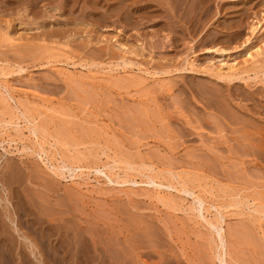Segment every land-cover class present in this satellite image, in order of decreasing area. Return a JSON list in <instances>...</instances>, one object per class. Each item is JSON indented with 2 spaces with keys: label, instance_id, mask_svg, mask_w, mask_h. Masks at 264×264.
Listing matches in <instances>:
<instances>
[{
  "label": "rangeland",
  "instance_id": "374dc122",
  "mask_svg": "<svg viewBox=\"0 0 264 264\" xmlns=\"http://www.w3.org/2000/svg\"><path fill=\"white\" fill-rule=\"evenodd\" d=\"M263 1L0 0L4 29L5 20L10 28L82 21L96 31L90 43L83 33L67 37V46L26 39L0 44V248L7 254L0 264H264V57L230 81L189 68L191 59L206 69L245 58L251 26L264 24ZM119 30L144 49L128 58L172 72L151 77L121 70L114 38L95 41ZM182 65L187 69H175ZM133 72L146 77L144 87L109 81ZM28 123L41 131L38 141ZM75 163L91 169L89 177L74 180L81 174ZM148 174L165 183L170 201L156 199ZM176 181L188 191L173 187ZM204 215L221 221L209 225Z\"/></svg>",
  "mask_w": 264,
  "mask_h": 264
},
{
  "label": "bare ground",
  "instance_id": "6f19581e",
  "mask_svg": "<svg viewBox=\"0 0 264 264\" xmlns=\"http://www.w3.org/2000/svg\"><path fill=\"white\" fill-rule=\"evenodd\" d=\"M126 1V0H125ZM122 2H124V1H122ZM258 2V1H257ZM264 2V1H263ZM131 3V2H130ZM124 5V4H123ZM204 5H205V3H204ZM204 5H203V7H204ZM264 5V4H263ZM13 6V5H12ZM116 6V5H115ZM148 8H145V10H143V11H146ZM50 10V9H49ZM203 10V9H202ZM54 11V10H53ZM52 12V11H51ZM147 12V11H146ZM149 12V11H148ZM203 12V11H202ZM18 13V12H17ZM201 14V13H200ZM18 15V14H17ZM49 16H51V14L49 15ZM127 16V15H126ZM202 16H204V15H202ZM205 17V16H204ZM51 18V17H50ZM125 18H127V17H125ZM128 19V21H129V18H127ZM11 20V19H10ZM3 21V20H2ZM202 21V20H201ZM7 25H8V27L6 28V29H4V28H2V26H1V24H0V44H1V42H12V41H16V40H22L23 41V39H26V40H28V41H34V40H41V41H49V42H52V43H57V44H65V46H67L68 45V43L70 42L68 39H67V37H69V36H73L74 37V35L76 36V35H81L82 36V34L83 33H85L86 34V36L88 37V43H90V42H92V40L90 39V37H91V34H92V32L93 31H95V30H93L90 26H88V27H83L82 25H85L82 21L80 22L81 24H78V22L77 23H75L74 24V26H72L71 24H73V23H71L70 25L71 26H69V25H67L68 24V22H66V25H63L62 23H58V22H56V23H51V22H36V23H34V25L33 26H27V27H25L24 25L22 26L21 25V23L19 24V23H17V24H14V26L13 27H11L10 28V24H9V20H5L4 21ZM19 22V21H18ZM21 22V21H20ZM13 23V22H12ZM33 23V22H32ZM5 24V26H7ZM20 25L21 27V29H20V31H21V33L17 36V33L19 32V30L17 31L16 29H15V25ZM51 24H52V27H51ZM56 24H58L59 26H57ZM77 24L79 25V26H77ZM32 25V24H31ZM55 25V26H54ZM81 25V26H80ZM4 26V27H5ZM77 26V27H76ZM87 26V25H86ZM250 27V26H249ZM34 31V32H33ZM36 31H39V32H36ZM122 31V30H121ZM120 30L119 31H117V32H114V34L113 35H111L110 37H108V36H103L102 34H101V36L103 37V38H101L100 37V35L95 39V41L97 42V43H101V42H105V43H109V42H111L112 41V39L114 38V42L115 43H113L112 45H113V47L116 49H119V51H120V53L121 54H119L120 55V58L122 59L121 61H122V63L121 64H119V62L116 64V66H118L121 70H123L124 72H126L127 70H132V71H134V69H137L138 71H140L139 73H144L145 75H148V76H151V77H153V76H155V75H157L158 73H166V74H170V72H172V69H169V68H165V67H161L160 66V68L158 69V71L156 70V71H150L148 68H144V67H142L141 65L142 64H140V63H135L134 61H132L133 59H131V58H128L127 57V54L130 56H134V57H140V56H142L143 55V51L142 50H144V49H142V46H141V44L142 43H140V44H136V43H133V42H131L130 40L129 41H127V40H123V36H121L120 35V32H121ZM31 32H33L31 35L29 34V33H31ZM36 32V33H35ZM96 32V31H95ZM251 32H252V36L250 37V38H248V39H246L245 40V42H244V44H243V49H242V53L244 54L243 56H245V58H243V59H237V58H231V57H229V58H227L226 60H222V61H220L218 64H215V63H212L211 64V66L209 67V68H206V69H199V68H197L196 66H195V64L193 63V60L191 59L190 61H189V63H190V65H189V68L191 69V70H194V71H199L200 73L201 72H203V73H206V74H209L210 76H213L215 79H217V80H224V81H230L231 80V78H233V77H238V76H240L241 74H244V73H248L249 72V66L250 65H253V64H256V63H259L261 60H262V58L264 57V24H262L261 23V21H258L256 24H254L253 23V25L251 26ZM84 34V35H85ZM57 36H59L60 37V39H64L65 41H64V43H62L61 41H60V39L59 38H57ZM80 36V37H81ZM72 37V38H73ZM63 41V40H62ZM86 41V40H85ZM135 41H137V40H135ZM76 42V41H75ZM40 43V42H39ZM46 43V42H45ZM81 43V42H80ZM85 43V42H84ZM87 43V42H86ZM5 44V43H4ZM7 44V43H6ZM9 44V43H8ZM49 44V43H48ZM102 44V43H101ZM28 45V44H27ZM17 46V45H16ZM22 46V45H21ZM25 46V45H24ZM28 46H30V45H28ZM27 46V47H28ZM85 46H86V44H85ZM30 47H32V45L30 46ZM58 47V46H57ZM69 47V46H68ZM67 47V48H68ZM101 47V46H100ZM237 47V46H236ZM24 48H26V47H24ZM32 48H36V49H39V50H45V49H47L48 47L47 46H45L44 44L43 45H34ZM72 49V48H71ZM70 49V50H71ZM101 49V48H100ZM29 50V49H28ZM48 50V49H47ZM60 50V49H59ZM66 50V49H65ZM76 50V49H75ZM103 50V49H102ZM105 50V49H104ZM217 50V49H216ZM220 50V49H219ZM22 51V49H16L15 48V51H14V54L16 55V56H21L23 53L21 52ZM31 51V50H30ZM37 51V50H36ZM46 51V50H45ZM74 51V50H73ZM95 51V50H94ZM112 51H113V49H112ZM224 50H222L220 53H222ZM25 52V51H24ZM34 52V51H33ZM40 52V51H39ZM38 52V53H39ZM49 52V51H48ZM0 53H1V51H0ZM6 53V52H5ZM51 53V52H50ZM103 53H105V51L103 52L102 51V54ZM118 53V52H117ZM34 54V53H33ZM33 54H31V55H33ZM60 54V53H59ZM62 54V53H61ZM35 55V54H34ZM104 55V54H103ZM102 55V56H103ZM111 55V54H110ZM109 55V56H110ZM114 55V54H113ZM118 55V54H117ZM237 55V54H236ZM13 56V55H12ZM55 56V55H54ZM130 56V57H131ZM2 57V56H1ZM10 57V56H9ZM59 57V56H58ZM94 57V56H93ZM118 57V56H117ZM164 57V56H163ZM5 58V57H4ZM15 57H11V59H14ZM31 58V57H30ZM54 58V57H53ZM98 58V57H97ZM110 58V57H109ZM0 59H2V58H0ZM8 59V58H7ZM6 59V60H7ZM16 59V58H15ZM26 59V58H25ZM100 59V58H99ZM136 59V58H135ZM170 59V58H169ZM4 60V59H3ZM2 60V61H3ZM15 61V60H14ZM16 61H17V59H16ZM120 61V62H121ZM87 62V61H86ZM90 62V61H89ZM12 63H14V62H12ZM85 63V62H84ZM93 64L95 63V62H92ZM91 62H90V64H92ZM188 63V64H189ZM3 64V63H2ZM92 64V65H93ZM111 64V63H110ZM162 64V63H161ZM5 65V64H4ZM74 65V64H73ZM113 64H111V66H112ZM135 65H137L136 67H133V66H135ZM264 65V64H263ZM81 66V65H80ZM115 66V65H114ZM114 66H112V67H114ZM3 67V66H2ZM19 67V66H18ZM109 67V66H108ZM112 67H110L109 68V70H108V74L110 75V71L111 70H113V68ZM253 67V66H252ZM100 68V67H99ZM9 69V68H8ZM19 69H20V67H19ZM22 69V68H21ZM97 69V68H96ZM101 69V68H100ZM160 69H162V70H160ZM176 70H179V69H187L186 67H183V65H182V68H175ZM119 70V69H118ZM104 71H106L105 69H104ZM4 72V71H3ZM16 72V71H15ZM102 72V71H101ZM107 72V71H106ZM110 72V73H109ZM118 72V71H117ZM123 72V73H124ZM129 72V71H128ZM261 72V71H260ZM9 73V72H8ZM7 73V74H8ZM105 73V72H104ZM138 73V72H137ZM6 74V73H5ZM101 74V73H100ZM107 74V75H108ZM129 74V76L128 77H123V78H119L120 80H118V81H111V79H114V78H109L110 80V82H111V84H113V85H121L120 83H122V85L124 84V85H126L127 87L128 86H140V87H144L145 86V79H146V77H143L142 75H137V74H135V72H133V73H128ZM2 75V74H1ZM62 75V74H61ZM74 76V75H73ZM103 76V75H102ZM114 76V75H113ZM159 77V76H158ZM56 78V77H55ZM117 78V77H116ZM72 79V78H71ZM107 79V78H106ZM56 80V79H55ZM122 80V81H121ZM158 80V79H157ZM167 80H169V79H167ZM258 81V80H257ZM77 82V81H76ZM159 82V81H158ZM208 83V82H207ZM72 84V83H71ZM78 84V83H77ZM211 84V83H210ZM215 84V83H214ZM74 85V84H73ZM80 85V84H79ZM165 85V84H164ZM84 86V85H83ZM147 86H149V85H147ZM155 86V85H154ZM160 86V85H159ZM163 86V85H162ZM203 86V85H202ZM151 87V86H150ZM205 87V86H204ZM162 88V87H161ZM221 88V87H220ZM78 89V88H77ZM151 89V88H150ZM155 89V88H154ZM214 89V88H213ZM76 90V89H75ZM80 90V89H79ZM216 90V89H215ZM218 90V89H217ZM212 91V90H211ZM221 91H222V89H221ZM76 92V91H75ZM204 92V91H203ZM213 92V91H212ZM212 92H210V93H212ZM144 93V92H143ZM219 93V92H218ZM223 93V92H222ZM221 93V94H222ZM1 94V93H0ZM89 94V93H88ZM4 95V94H3ZM213 95V94H212ZM218 94H216V98H221V96H220V94H219V96H217ZM6 96V95H5ZM86 96V95H85ZM91 96H93V95H91ZM150 96V95H149ZM152 96H154V95H152ZM11 97V96H10ZM88 97V96H87ZM223 97H224V99L225 100H228V97H227V95L225 94V95H223ZM212 98H215V95H213V97ZM223 99V98H222ZM1 100H2V98H1ZM82 100V99H81ZM208 100H209V98H208ZM212 100V99H211ZM211 100H209V102L211 101ZM219 101H221L220 99H218ZM3 101V100H2ZM6 100L4 99V102H5ZM218 101V102H219ZM224 101V100H223ZM209 102H208V105H209ZM213 102V101H212ZM214 102H217L216 101V99H215V101ZM225 102V101H224ZM223 102V103H224ZM227 102V101H226ZM3 103V102H2ZM1 103V104H2ZM223 103H221V104H223ZM5 104V103H4ZM210 104H211V102H210ZM216 104V103H215ZM218 104H220V103H218ZM21 105V104H20ZM7 106V105H6ZM12 106V105H11ZM211 106V105H210ZM8 108H9V106H8ZM14 108V107H13ZM188 108V107H187ZM208 108V107H207ZM218 108V107H217ZM2 109V108H1ZM10 109V108H9ZM8 109V110H9ZM12 110V109H11ZM191 111V110H190ZM7 112V111H6ZM15 112V111H14ZM16 112H17V110H16ZM23 113V112H22ZM198 114V113H197ZM235 114V113H234ZM13 115V114H12ZM24 116V115H23ZM207 116V115H206ZM8 117V116H7ZM13 118V117H12ZM22 118V117H21ZM11 120V119H10ZM14 120H15V118H14ZM25 120V119H24ZM16 121V120H15ZM29 121V120H28ZM236 121V120H235ZM1 122V121H0ZM23 122V121H22ZM34 122V121H33ZM62 122V121H61ZM8 123V122H7ZM12 123V122H11ZM10 123V124H11ZM14 123V122H13ZM15 123H17V122H15ZM36 123V122H35ZM135 123V122H134ZM6 124V123H5ZM247 124V123H246ZM248 124H249V122H248ZM72 126H74V125H72ZM246 126V125H245ZM244 126V127H245ZM1 127V126H0ZM10 127V126H9ZM20 127H21V125H20ZM24 127H26L28 130H30V132L33 134L32 136H35L36 138H37V141L40 139V137H39V135H40V132H39V129H38V127H37V125L36 124H29L28 123V125H25ZM69 127V126H68ZM254 127H256V126H254ZM2 128V127H1ZM13 128V127H12ZM15 128V127H14ZM23 128V127H22ZM251 129V128H250ZM260 129V128H259ZM65 130V129H64ZM262 130H263V128H262ZM7 131V130H6ZM43 131V130H42ZM92 131V130H91ZM264 131V130H263ZM1 132V131H0ZM247 132V131H246ZM19 133H21V132H19ZM43 133V132H42ZM45 133V132H44ZM260 133H262V131L260 132ZM259 133V134H260ZM264 133V132H263ZM3 134V133H2ZM30 134V133H29ZM87 134H91V133H87ZM14 135V134H13ZM24 135V134H23ZM43 135V134H42ZM257 135H258V133H257ZM63 136V135H62ZM261 136H263V135H261ZM15 137V136H14ZM19 137V136H18ZM28 137H29V135H28ZM34 137V138H35ZM66 137V136H65ZM259 137V136H258ZM11 138V137H10ZM21 138V137H20ZM260 138V137H259ZM42 139V138H41ZM255 139V138H254ZM9 140V139H8ZM14 140V139H13ZM35 140V139H34ZM43 140H44V138H43ZM247 140V139H246ZM17 141V140H16ZM44 141H46V140H44ZM256 141V140H255ZM259 141V140H258ZM262 141L264 142V139H262ZM43 142V141H42ZM60 142H61V140H60ZM251 142H253L254 143V141H251ZM261 142V141H260ZM259 142V143H260ZM41 143V142H40ZM258 143V144H259ZM43 144H44V142H43ZM54 144V143H53ZM56 144V143H55ZM65 144V143H64ZM69 144V143H68ZM255 144V143H254ZM40 145V144H39ZM249 145V144H248ZM251 145V144H250ZM44 146V145H43ZM46 146V145H45ZM65 146V145H64ZM258 146V145H257ZM259 146H260V144H259ZM38 147V146H37ZM37 147H35L34 146V148L35 149H37ZM41 147V146H40ZM55 148V147H54ZM252 148H253V146H252ZM256 150V149H255ZM264 150V149H263ZM34 151V150H33ZM37 151V150H36ZM35 151V152H36ZM39 151V150H38ZM43 152V151H42ZM67 152V151H66ZM72 152V151H71ZM74 152V151H73ZM256 152H258V151H256ZM76 153V152H75ZM261 153V152H260ZM69 155V154H68ZM262 155V154H261ZM82 156V155H81ZM117 156V155H116ZM263 156V155H262ZM72 158V157H71ZM76 158V157H75ZM83 158V157H82ZM111 158V157H110ZM66 159V158H65ZM68 159V158H67ZM66 159V160H67ZM114 159H116V158H114ZM122 160V159H121ZM72 161V160H71ZM71 161H69V162H71ZM75 161V160H74ZM74 161L72 162V164L74 163ZM119 161V160H118ZM123 161V160H122ZM68 162V161H67ZM77 163V162H76ZM76 163H75V165H76ZM114 163H117V162H114ZM113 163V164H114ZM68 164V163H67ZM78 164V163H77ZM80 164V163H79ZM106 164V163H105ZM110 164H112V163H110ZM119 164H121V162H119ZM141 164V163H140ZM69 165V164H68ZM104 165V164H103ZM115 165V164H114ZM142 165V164H141ZM57 166V165H56ZM55 166V167H56ZM71 166V165H70ZM77 166V165H76ZM79 167H80V173L81 174H77V175H75V176H73L74 178V180H75V178H79V177H81V175H89V172H90V170H87L86 172H85V169H83V168H81V165H78ZM77 166V167H78ZM84 166V165H83ZM130 166V165H129ZM59 168H60V166H58ZM76 167V168H77ZM93 167V166H92ZM95 167V166H94ZM97 167V166H96ZM104 167V166H103ZM115 167V166H114ZM125 167V166H124ZM152 167V166H151ZM53 168V167H52ZM71 168H74V167H71ZM84 168H85V166H84ZM86 168H88L89 169V167L87 166ZM129 168V167H128ZM57 169V168H56ZM110 169V168H109ZM109 169H108V174H107V172H106V174H107V176H108V178H109V181L111 180H113V172H111V170L109 171ZM120 169V168H119ZM122 169H123V167H122ZM127 169V168H126ZM126 169H124V170H126ZM138 169L139 168H137V167H132V170H135L136 171V173L138 172ZM153 169V168H152ZM107 170V169H106ZM118 169H116V171H117ZM128 170V169H127ZM146 170V169H145ZM119 171V170H118ZM140 171H143V170H141L140 169ZM156 171V170H155ZM169 171V170H168ZM53 172V171H52ZM55 172V174H58L59 175V173L57 172V170L56 171H54ZM165 172H167V171H165ZM128 173V172H127ZM144 173V172H143ZM145 173H147V172H145ZM172 173V172H171ZM177 173V172H176ZM121 174V173H120ZM160 174V173H159ZM173 174V173H172ZM129 176H132V175H130V174H128ZM134 175V174H133ZM173 175H175V174H173ZM87 176H85L86 178H87ZM122 176V175H121ZM128 176V177H129ZM134 176H136V175H134ZM143 176H144V174H143ZM146 176V175H145ZM164 176V175H163ZM169 176V175H168ZM177 176V175H176ZM175 176V177H176ZM84 177V178H85ZM89 177V176H88ZM148 180L147 181H145V182H151V183H155V185H156V188H155V197H156V199L157 200H159V201H170V199L168 198V196H167V199L165 198V193H164V191H162V189H161V185L163 184H165L163 181H161V179H159L158 177H157V175L156 174H148ZM96 178V177H95ZM181 178V177H180ZM185 178V177H184ZM118 179V178H117ZM133 179V178H132ZM141 179V178H140ZM167 179V178H166ZM165 179V180H166ZM169 179V178H168ZM130 180V179H129ZM134 180V182L136 183L137 181L135 180V179H133ZM170 180V179H169ZM177 180V179H176ZM98 182H99V180H97ZM188 181V180H187ZM9 182V181H8ZM72 182H73V180H72ZM88 182V181H87ZM114 182V181H113ZM125 182H127V179H123V180H121L120 181V179L119 180H116V183H118L119 185L120 184H124ZM141 182H143L144 183V181H141ZM171 182V181H170ZM177 182V181H176ZM182 182V181H181ZM100 183V182H99ZM98 183V184H99ZM130 183V182H129ZM133 183V182H132ZM140 183V182H139ZM173 183H175V181L173 182ZM184 183H185V181H184ZM83 184V183H82ZM85 184V183H84ZM166 184H168V186H166V187H168L169 188V186H173L174 184H171V183H166ZM176 185H178V182H177V184H175V186H173V187H175V188H177L176 187ZM179 185H180V183H179ZM185 185H187V184H185ZM185 185H182V187L181 188H177V190L178 191H188V188L185 186ZM137 187H139V186H137ZM172 187V188H173ZM99 188V187H98ZM154 188V187H153ZM152 188V189H153ZM116 189V188H115ZM174 189V188H173ZM190 189V188H189ZM117 190V189H116ZM119 190V189H118ZM124 190V189H123ZM144 190H145V188H144ZM193 190V189H192ZM225 190V189H224ZM72 191V190H71ZM111 191V190H110ZM135 191V190H134ZM147 191V190H146ZM127 192V191H126ZM149 193V192H148ZM167 193V192H166ZM192 193V192H191ZM194 193H195V191H194ZM256 193V192H255ZM145 194H147L146 192H145ZM171 194V193H170ZM240 194V193H239ZM260 194V193H259ZM168 195V194H167ZM257 195V194H256ZM152 196H153V194H152ZM261 196H263V195H261ZM169 197H170V195H169ZM235 197V196H234ZM256 197V196H255ZM173 198V197H172ZM193 198L195 199H197V201L198 202H201L202 204H203V199L200 197V196H193ZM248 198V197H247ZM155 199V198H154ZM252 199H254V198H252ZM233 200V199H232ZM243 200H244V198H243ZM255 200V199H254ZM165 201V202H166ZM239 201H240V199H239ZM260 201H261V199H260ZM263 201V200H262ZM175 201H173L172 203H174ZM231 202H233V201H231ZM243 202V201H242ZM246 202H247V200H246ZM259 202V201H258ZM257 201H254V203L253 204H255V206H263V204H264V202H263V204H259ZM169 203V202H168ZM234 203H236V202H234ZM250 203V202H249ZM261 203V202H260ZM167 204V203H166ZM171 204V203H170ZM169 204V205H170ZM205 204V203H204ZM176 205V204H175ZM193 205V204H192ZM228 206H229V204H227ZM241 205V207H242V204H240ZM245 205V204H244ZM243 205V206H244ZM172 206V205H171ZM205 206V205H204ZM168 207V206H167ZM218 207V206H217ZM231 207V206H230ZM173 208V207H172ZM175 208H176V206H175ZM174 208V209H175ZM190 208H192L191 206H190ZM195 208H196V206H195ZM207 211H209L208 209H209V207H204ZM226 208H227V206H226ZM237 208H238V206H237ZM250 208V207H249ZM170 209V208H169ZM189 209V208H188ZM205 209H204V211H205ZM243 209V208H242ZM254 209V208H253ZM252 209V210H253ZM175 210H177V208L175 209ZM257 209H255V211H256ZM41 211V210H40ZM207 211H205V212H207ZM258 213V212H257ZM261 213V212H260ZM264 213V212H263ZM222 214H224V213H222ZM22 217V216H21ZM228 217V216H227ZM203 219L209 224V225H212V226H216V224H219V222L221 221V219L220 220H216L215 222L212 220V218L210 219L208 216H206V215H204L203 216ZM201 222V221H200ZM3 232V234L4 233H7V231L5 230H3L2 231ZM6 235V234H5ZM4 235V238H6V239H10V237H8V236H5ZM81 237V236H80ZM12 239V238H11ZM8 241V240H7ZM44 241V240H43ZM13 244V243H12ZM45 246V245H44ZM6 247V246H5ZM42 249V248H41ZM53 250V249H52ZM3 252H5V250L3 249V248H0V254H3ZM8 252V251H7ZM13 252V251H12ZM77 253V252H76ZM79 253V252H78ZM5 254H6V252H5ZM53 254V253H52ZM80 255V254H79ZM6 256H7V254H6ZM5 256V257H6ZM53 256V255H52ZM54 257H55V254H54ZM0 258H1V256H0ZM2 259V258H1ZM63 260V259H62ZM5 262V261H4ZM7 263H8V261H6ZM261 262V261H260ZM1 263H2V261H1ZM231 264V263H230Z\"/></svg>",
  "mask_w": 264,
  "mask_h": 264
}]
</instances>
